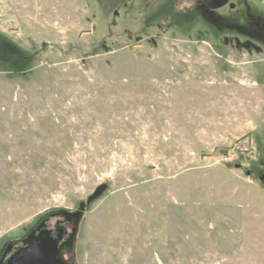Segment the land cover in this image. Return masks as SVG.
Segmentation results:
<instances>
[{"label":"rangeland","instance_id":"1","mask_svg":"<svg viewBox=\"0 0 264 264\" xmlns=\"http://www.w3.org/2000/svg\"><path fill=\"white\" fill-rule=\"evenodd\" d=\"M207 9L0 0V256L80 213L69 264H264V0Z\"/></svg>","mask_w":264,"mask_h":264},{"label":"flooded vegetation","instance_id":"2","mask_svg":"<svg viewBox=\"0 0 264 264\" xmlns=\"http://www.w3.org/2000/svg\"><path fill=\"white\" fill-rule=\"evenodd\" d=\"M205 5V4H204ZM206 6V5H205ZM207 8V7H206ZM51 219H56L54 223ZM77 219L74 215L61 213L44 218L30 233L18 244H9L0 256V264H22L24 253L33 245L39 246L47 243L57 242L55 259L58 264H69L63 258V251L72 247L73 233ZM70 228V232L68 229ZM38 264H46L39 262Z\"/></svg>","mask_w":264,"mask_h":264},{"label":"water","instance_id":"3","mask_svg":"<svg viewBox=\"0 0 264 264\" xmlns=\"http://www.w3.org/2000/svg\"><path fill=\"white\" fill-rule=\"evenodd\" d=\"M206 7L210 10H217L226 6L229 0H202ZM105 189V186L98 187L95 192L88 197L87 203L95 200L100 196ZM80 213L74 214L77 219V222L80 218ZM57 252V242L53 241L51 244L47 241L38 247L33 245L31 248H28L24 253V259L22 264H38L39 262H45L46 264H58V261L55 259Z\"/></svg>","mask_w":264,"mask_h":264},{"label":"trees","instance_id":"4","mask_svg":"<svg viewBox=\"0 0 264 264\" xmlns=\"http://www.w3.org/2000/svg\"><path fill=\"white\" fill-rule=\"evenodd\" d=\"M203 5H204V3H203ZM205 6V5H204ZM206 7V6H205ZM207 9V8H206ZM208 10V9H207ZM209 11H211V10H209Z\"/></svg>","mask_w":264,"mask_h":264}]
</instances>
